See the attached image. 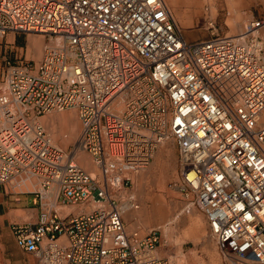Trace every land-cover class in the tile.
I'll list each match as a JSON object with an SVG mask.
<instances>
[{"label":"built area","instance_id":"2783aa9c","mask_svg":"<svg viewBox=\"0 0 264 264\" xmlns=\"http://www.w3.org/2000/svg\"><path fill=\"white\" fill-rule=\"evenodd\" d=\"M263 27L190 41L164 0H0V39L46 44L38 62L0 57V186L40 182L25 192L37 221L11 227L17 247L36 264H169L161 231H130L125 216L139 208L133 177L173 142L172 187L223 263L264 264ZM67 110L82 124L69 151L41 123Z\"/></svg>","mask_w":264,"mask_h":264},{"label":"rangeland","instance_id":"374dc122","mask_svg":"<svg viewBox=\"0 0 264 264\" xmlns=\"http://www.w3.org/2000/svg\"><path fill=\"white\" fill-rule=\"evenodd\" d=\"M166 1L184 31L186 38L190 41L208 40L212 38L213 34H219L220 36L237 35L242 31L245 23L264 20V0H241L243 6L241 10L245 14V19H238L235 14L237 5H234L231 9L226 0H200L199 8L190 11H180L174 7L173 0ZM206 5H209L211 11L209 19L205 15L204 9ZM263 32L264 29L261 31V36L264 39ZM29 36L34 38L38 35L29 34ZM9 37H13V35ZM1 41L3 39H0ZM9 41L13 42L12 40ZM26 43L27 35H19L18 44L25 45ZM44 48L45 40L42 44L36 43V48L29 51V57L26 59L34 60L35 62L40 61L44 54ZM24 57L22 56V58ZM41 123L50 135L52 142L68 151L77 144L82 132V124L75 110L52 112L43 116ZM171 145L174 146L175 144L164 145L171 152L168 153L167 151L165 159L161 161V165L156 170L154 169V162L148 169L133 177L134 185L130 188V192L135 196L141 207L140 211L135 212L140 215L141 220H137L134 225L129 224L128 229L134 231L140 227L142 235H145L151 229H160L162 235L161 247L163 249L161 253L164 254H162L163 257L169 258V261L170 257L173 258V254L179 251L185 257H189L190 253H196V259L188 264H223L217 245L211 237L205 216L197 209H191L190 212H187L181 195L172 187L178 180L179 173L178 150L176 149L177 152H175ZM79 154L80 158L89 160L88 166L83 164V168L90 173L98 172L87 153L80 151ZM156 159L157 155L155 156V161ZM166 170L168 175L165 173ZM29 178L40 185V182L35 178L28 177L27 179ZM24 179L26 180V177L22 175L15 177L7 185L15 180L24 181ZM27 191L28 189L18 190V192ZM75 208L81 209L80 207ZM30 213H21L19 216L27 220L28 216L31 215ZM187 235H190L192 240H186ZM208 243L211 246L209 245V248H206L205 246ZM25 261V264H35V259L31 255H28ZM171 261L172 263L170 262V264H178L173 260Z\"/></svg>","mask_w":264,"mask_h":264},{"label":"crops","instance_id":"0c3cea01","mask_svg":"<svg viewBox=\"0 0 264 264\" xmlns=\"http://www.w3.org/2000/svg\"><path fill=\"white\" fill-rule=\"evenodd\" d=\"M226 1L231 9L233 8L234 5H237L235 8L236 9L235 14L238 19L240 18L245 19V14H243L241 10V7H243L241 0H226ZM10 35L11 36L13 35V37H9ZM19 35L21 34H8L5 40L0 42V57L5 56V57H9L10 59H13L15 56L18 57L21 55V57L25 56L24 58H27L29 57L28 56L29 51L32 50V45L36 42L35 38L42 37V36H35L34 38H30V36L28 37L27 35V43L25 45H19L18 44ZM9 40H12L13 42H10ZM38 56H39V51H38ZM171 147L173 150L175 149V152H177L176 145L174 146L171 145ZM163 150H165L166 153L167 151L168 153L171 152V150L167 146H163L157 150L156 155L158 156L159 153H161ZM163 159H165V155L163 156ZM154 162H155V158L152 164ZM85 164L86 166H88V163H85ZM160 165L161 164H159V166ZM28 180L31 181L33 179L29 178ZM28 180L27 179L26 180L24 179V181L15 180L9 185H5L2 187L0 186V264H25L26 263L25 258L28 255L23 253L17 247L15 238L12 234L11 227L13 224H16V223H24V222L35 223L37 221V218L39 215V209L37 207H32V206L30 207L28 205V194H26L25 192H18V190H23V189L38 190L37 187H39V184H37L33 180L35 183L33 182V184L30 185L29 183H27ZM69 211L80 212V210L76 208L68 209L67 212ZM21 213L23 214L30 213L31 215L28 216L27 220H24L22 219L21 216H19V214ZM137 220H141V217L139 214L135 212L128 213L125 216V222L127 226H129V224H132V225L136 224L135 222ZM209 245L210 243H208V245L205 247L209 248ZM162 250L163 249L160 246L157 250L158 255L163 254L161 253ZM171 260L172 258L170 257V262L172 263ZM173 261L176 263L175 260Z\"/></svg>","mask_w":264,"mask_h":264},{"label":"bare ground","instance_id":"6f19581e","mask_svg":"<svg viewBox=\"0 0 264 264\" xmlns=\"http://www.w3.org/2000/svg\"><path fill=\"white\" fill-rule=\"evenodd\" d=\"M165 1V3L167 4V6H168V8L170 9V11L172 12V14L174 15V13H173V11H172V9L170 8V6H169V4L167 3V1L166 0H164ZM173 2H174V7L175 8H177V9H179L180 11H190V10H195V9H197V8H199V6H200V4H201V1L200 0H173ZM175 17V16H174ZM176 19V18H175ZM177 21V20H176ZM247 25V23H245L244 24V26H243V29H242V31L245 29V26ZM264 29V27L262 28V30ZM261 30V31H262ZM241 31V32H242ZM261 31H260V33H261ZM240 32V33H241ZM239 33V34H240ZM39 36V35H38ZM40 36H42V35H40ZM228 36H233V35H228ZM43 38H36V42L32 45V49H35L36 48V43H39V44H42V43H44V40H45V36H42ZM46 45V44H45ZM45 49V48H44ZM82 133V132H81ZM80 137H81V135H80ZM80 137H79V140H80ZM79 140H78V142H79ZM77 142V143H78ZM168 143H173V142H164L163 144H161L160 146H159V149L161 148V147H163L164 145H166V144H168ZM165 153H166V151L165 150H163L161 153H159V155L157 156V159H156V161H155V170L159 167V164H161V161H162V159H163V156L165 155ZM156 155V154H155ZM154 158H155V156H154ZM77 160H78V162H79V164L81 165V166H83V164H85V163H88V159H85V158H80V154H78V157H77ZM84 167V166H83ZM148 169V168H147ZM146 170V169H145ZM144 171V170H143ZM178 171H179V168H178ZM142 172V171H141ZM95 173V172H94ZM165 173L168 175V171L166 170L165 171ZM179 173V172H178ZM178 180H179V178H178ZM177 180V181H178ZM32 181V180H31ZM30 180H28V182L27 183H29L30 185H32L33 184V181L31 182ZM176 181V182H177ZM174 189H175V191H177V189L175 188V187H173ZM53 197H54V195H53ZM140 205H139V208H138V210H133V211H129V212H127V214L128 213H131V212H138V211H140ZM72 209H74V208H72ZM68 210V209H67ZM66 210V211H67ZM78 212V211H77ZM199 219V218H198ZM200 220V219H199ZM198 220V221H199ZM160 230V229H159ZM161 231V230H160ZM186 240H188V241H190V240H192V238H191V236L190 235H187L186 236V238H185ZM218 248V247H217ZM218 252H219V250H218ZM158 254V253H157ZM220 254V253H219ZM159 257H162V258H167V257H163L161 254L159 255ZM196 257H197V255H196V253H190V255H189V257H185V256H183L179 251H176V253H174V257L172 258V260H175L178 264H188L189 262H191L192 260H195L196 259ZM220 257H221V255H220ZM169 259V258H168ZM221 259H222V257H221ZM222 262H223V259H222ZM169 264H170V261H169ZM224 264V263H223Z\"/></svg>","mask_w":264,"mask_h":264}]
</instances>
